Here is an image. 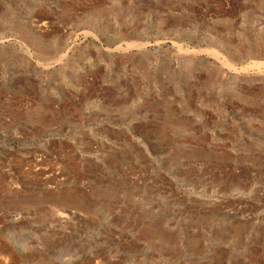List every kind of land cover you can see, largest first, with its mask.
<instances>
[{"label": "rangeland", "instance_id": "obj_1", "mask_svg": "<svg viewBox=\"0 0 264 264\" xmlns=\"http://www.w3.org/2000/svg\"><path fill=\"white\" fill-rule=\"evenodd\" d=\"M0 264H264V0H0Z\"/></svg>", "mask_w": 264, "mask_h": 264}, {"label": "bare ground", "instance_id": "obj_2", "mask_svg": "<svg viewBox=\"0 0 264 264\" xmlns=\"http://www.w3.org/2000/svg\"><path fill=\"white\" fill-rule=\"evenodd\" d=\"M122 49V46L121 45H119V46H117L116 48H114L113 50H115V51H119V50H121ZM194 50H190V49H187L186 50V52H193Z\"/></svg>", "mask_w": 264, "mask_h": 264}]
</instances>
